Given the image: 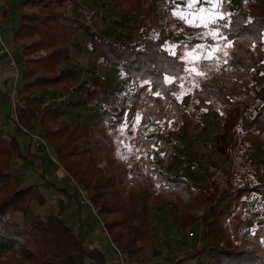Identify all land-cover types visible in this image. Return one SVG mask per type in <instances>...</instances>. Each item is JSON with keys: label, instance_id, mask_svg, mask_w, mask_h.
<instances>
[{"label": "trees", "instance_id": "trees-1", "mask_svg": "<svg viewBox=\"0 0 264 264\" xmlns=\"http://www.w3.org/2000/svg\"><path fill=\"white\" fill-rule=\"evenodd\" d=\"M147 2L90 0V9L80 0H19L12 6L15 10L0 8L1 34L17 23L7 47L13 44L19 49L17 63L24 65L17 75L14 108L8 102L7 118L14 122L15 134L0 127V258L6 260L0 264L106 263L101 247L87 239L89 227L79 223L72 229L62 216L69 202L78 205L76 187L87 193L105 238L131 264H148L160 256L155 249L160 241L155 218L166 206L178 229L198 227L192 251L169 259L170 264L185 260L264 264V156L254 155L248 139V134H255L264 150V16L259 15L264 0L240 4L230 0L225 5L234 23L221 31L232 47L226 49L227 57L217 53L218 66L203 62L213 69L205 77H190L183 71L182 57L201 43L205 48L216 44L211 38L203 41L187 34L174 44V57L165 50L172 43L173 32L168 29L148 26L135 35L122 32L139 9L146 15ZM149 2V18L168 22L173 0L167 5L163 0ZM16 11H21L17 18ZM81 31L87 36L84 46L93 55V68L119 70V82L109 84L107 73L98 72L82 78L86 68L96 69L70 65L75 55L83 53V45L74 39ZM224 43L220 41L221 48ZM166 76L175 82L165 83ZM185 90L188 107L182 102L185 95L176 98ZM73 92L79 97L66 105L81 106L86 115L82 124H69L59 106L62 97ZM9 95L0 97L9 100ZM187 112L201 126L211 114L220 123V135L228 142L224 156L229 158L220 179L208 173L203 179L191 178L182 169L175 170L179 142L172 135L180 136ZM147 125L153 127L151 132L144 129ZM31 135L45 138L74 193H66L67 202L57 200L43 216L19 223L16 214L25 216L47 202L36 184L22 185L9 174L14 158L23 159L26 166L30 160L32 169L37 166L35 157L43 166L44 155L35 149ZM20 136L27 140L25 150ZM123 142L137 157L132 167L119 154ZM76 144L82 148L74 150ZM186 149L195 150L189 145ZM61 191L65 194V189ZM202 206L206 207L201 216H189Z\"/></svg>", "mask_w": 264, "mask_h": 264}, {"label": "rangeland", "instance_id": "rangeland-1", "mask_svg": "<svg viewBox=\"0 0 264 264\" xmlns=\"http://www.w3.org/2000/svg\"><path fill=\"white\" fill-rule=\"evenodd\" d=\"M83 5H85L87 8L91 9L90 0H80ZM105 1V0H103ZM164 4L167 5L169 0H163ZM232 2L236 4H240L244 2V0H231ZM19 0H9L8 3L0 2V8H4V6L11 7L17 5ZM109 2V1H108ZM183 0H173V6L172 10L174 11L177 4H182ZM103 3V2H102ZM151 5V2H147V9H146V15H142L141 11L138 10V13L136 17H134L131 22L128 24L127 27L122 29V32L127 34L135 35L138 30H140L142 27L147 29L148 26H150L151 29L154 28H165L168 29V31L173 32L170 36V40L172 41L171 45H174L175 43L181 41L183 37H185L187 34H191L197 39L200 40H206L210 39L208 36H203L202 33L206 32V29L203 28H193L186 26L182 21L178 20L172 15V12L170 14V19L165 24H161L158 22H154L149 18V14L151 13V10H149V6ZM104 6V5H103ZM14 7H12L13 9ZM104 12H108L109 10L107 8H104ZM15 10V8H14ZM21 14V11H16L15 16L16 18L19 17ZM260 16H264V11L259 13ZM114 17L111 18V20L108 21L110 25H113L114 23ZM16 24L14 23L11 30L9 31H3L1 34V38L3 40V43L5 45H10L9 39L11 38V33L14 29H16ZM3 25V22L1 23V26ZM100 25H98L99 28ZM75 41L83 45V53L81 55H75L73 57V60L70 65L78 64L83 65L82 67L90 68V69H96V71L99 74H105L107 73V81L109 84H116L119 82L121 73L117 69H110L108 71H105L102 67L96 66L93 68V55L87 50V48L84 46V43L87 41L86 34L81 31L74 37ZM199 46H203L204 52L207 51V48H205L204 43H201ZM196 47V46H195ZM195 47L191 50L193 51ZM13 50H15L17 53L20 52L18 48H15L13 44H11V47ZM41 55H45L44 51L38 52ZM201 55H203V52H201ZM6 66V65H5ZM23 63H18V72L20 73L23 70ZM7 68V67H6ZM83 68V69H84ZM8 69V68H7ZM10 70V69H9ZM87 70V68L85 69ZM3 73L0 72V74ZM5 80H8L5 82ZM16 85V84H15ZM14 86V71L11 70L4 73L3 75H0V95L5 96L6 93L9 94L11 89ZM187 90V89H186ZM185 90V96L183 97V104L185 106H189V96L187 95V92ZM53 90L49 91L48 94H52ZM70 95V96H69ZM69 95H64L62 97L63 102L59 103V106H61V110L64 113L63 119H65L69 124L76 125V124H82L86 118L84 116L83 111L81 110V106L75 107L70 104L66 105L68 101H75L76 97H79L76 93H69ZM83 97V96H81ZM6 98V97H5ZM50 98V97H48ZM11 106L14 108L15 102L17 101L16 93L15 97L13 99V102L11 100V96L9 95V100H7ZM78 111L81 112L78 114ZM10 113V110L8 107L3 106L2 101L0 102V127L5 129L8 135L15 134V124L12 121L11 118H7V115ZM90 113H93L90 111ZM153 129L152 126L147 125V128L145 129L147 132H151ZM131 130L128 132V134H131ZM118 134H120L118 132ZM156 134H150V137H154ZM20 144L27 142V140L20 136L18 137ZM172 139L178 140L179 147L177 148L179 158L177 160V165L175 170L178 172L180 169H182L184 172V175L186 177L191 178H199L203 179L206 177V173L212 174L213 176L220 179L221 177V171L222 169H225L229 164V158L224 156L225 153V145L228 143L227 141L224 142L222 136L220 135V123L217 120L216 115H210L206 118L205 124L203 126L199 125L195 120L190 116L189 112H187L184 116V125L182 127V131L180 136H176L175 134L172 135ZM249 142L252 144L253 147V153L257 158L263 159L264 156V150L261 149L259 146V140L255 136V134H248ZM192 146L195 150L191 151L189 149H186V146ZM82 146L80 144H76L73 149L79 150ZM121 148L119 149V154L122 156L124 161L129 165V167L133 166V162L136 161V156H134L133 148L127 143L123 142L121 143ZM215 151V152H214ZM49 154L43 156V166H41V160L37 163V166L31 169V166H29L30 160L28 162V166L24 165L23 159L20 158H14L13 163L15 165L11 170L9 171V174L12 176H15L19 179L22 185L28 184V183H34L38 187V191L40 194H42L44 197L47 198V202L44 206L36 208L34 207L32 209V212L27 213L25 216H21V214H16L14 217V220L19 223H28L33 220L34 216H43L45 213L50 212L57 200L59 198H62L64 202H67V198L65 197L66 194H64L61 190L65 189L68 194L74 193V185L73 183L67 178V176L63 173L61 168L58 166L54 151L50 148ZM53 163H55L59 169L57 171L51 172L49 160ZM34 161V159H32ZM195 163L194 166H191V162ZM179 166V167H178ZM44 171V174H42ZM174 171V172H176ZM190 173V174H189ZM61 175V176H60ZM49 181L55 186L52 187L51 185L46 184V182ZM197 186V185H196ZM151 205V204H150ZM206 206H202L199 208L192 209L189 212V216L195 215V217H199L202 215L203 211L205 210ZM169 207L166 206L159 210L156 214L155 218V225L158 230V234L160 236V241L156 245L155 249L160 252V256L157 258H150L149 256V263L148 264H170L169 259H172L173 257L180 259L181 257H184L186 252L190 253L192 249L194 248L195 244H197V235L198 233L195 231L198 227L194 224H191L188 226V228L185 230L178 229V226L174 224L173 218L169 216L168 212ZM92 211L87 208L83 209V215L87 214L88 219L85 220V224L93 226L94 224L98 225V220L94 218V214L91 213ZM90 219V220H89ZM69 226L72 229H75L74 225L72 223H69ZM188 232H193V235L187 236L182 235V233L187 234ZM180 235L181 239L178 241L175 238V235ZM222 246H224V243H222ZM151 249L147 250V253L150 254ZM168 258V260H166ZM6 260L4 258H0V263L5 262ZM179 264H196L195 260H185L182 262H179Z\"/></svg>", "mask_w": 264, "mask_h": 264}, {"label": "snow or ice", "instance_id": "snow-or-ice-1", "mask_svg": "<svg viewBox=\"0 0 264 264\" xmlns=\"http://www.w3.org/2000/svg\"><path fill=\"white\" fill-rule=\"evenodd\" d=\"M230 0H183L182 4H177L172 15L178 20L182 21L186 26L193 28H203L207 31L202 33L203 36H208L216 41V44L210 45L207 51L204 52L203 46L197 45L193 51H188L183 54V62L185 67L183 71L187 72L190 77L198 76L205 77L208 72L213 69L203 62H215L218 66L220 63V56L217 53H223L227 57V48L232 47V41L225 35L221 29L231 28L234 21L231 19L232 14L225 9V5ZM247 3V0H245ZM220 41H224V47H220ZM176 45H171L165 50L172 56H176ZM203 52V55H201ZM227 62L226 60L224 61ZM203 63V67L201 64ZM180 79H183L182 77ZM164 82L173 84L175 81L172 77L166 76ZM147 84L148 81H145ZM183 89V84L180 85ZM199 87V83L195 85ZM157 96L159 92L155 93ZM185 94V91L176 97L180 99ZM140 117L137 116L136 121L139 122Z\"/></svg>", "mask_w": 264, "mask_h": 264}, {"label": "crops", "instance_id": "crops-1", "mask_svg": "<svg viewBox=\"0 0 264 264\" xmlns=\"http://www.w3.org/2000/svg\"><path fill=\"white\" fill-rule=\"evenodd\" d=\"M9 43H10V39H9ZM6 46H8V45H6ZM2 71H3V73H1L0 75H3L4 73H6L8 71L11 72V70L7 69L5 66V57L0 55V72H2ZM1 101L3 103V106H6L9 108V103L7 101V98L0 97V102ZM146 128H147V126L144 127V129H146ZM21 146L25 150V144L21 143ZM39 161H40V159H37L34 157V163L36 165ZM48 163L50 165L51 172L57 171V169H59V167L55 163H53L51 161V159L49 160ZM42 167H44V166H42ZM66 193H67V191L65 190V194ZM59 199L62 200V198H59ZM67 200H68V198H67ZM83 209H87V208L77 205L76 202H73L71 204L69 202V205L66 208V210L62 213V216L66 219L68 224L72 223V225H74V227H76L79 223L80 224L82 223L84 227H89V230H90L89 233H91V234H90V236L87 237V239H90L89 241H92V242L94 241V243L96 245H98L99 247H101V249L104 251L105 256H106V263L105 264H118L117 260L115 259V255H114V252H115L114 247L105 238V233L102 229L101 223L98 221V225L94 224L93 226L85 224V220L88 219V216H86L87 214L83 215ZM92 214H94V213H92ZM94 218L97 219L95 214H94Z\"/></svg>", "mask_w": 264, "mask_h": 264}, {"label": "built area", "instance_id": "built-area-1", "mask_svg": "<svg viewBox=\"0 0 264 264\" xmlns=\"http://www.w3.org/2000/svg\"><path fill=\"white\" fill-rule=\"evenodd\" d=\"M1 21L2 20H1V14H0V26H1ZM0 35H1V27H0ZM0 55L5 57L6 67L8 69L14 71V86L10 91L11 100L13 102V99H14L15 93H16L15 84H16L17 75H18V63L17 62H18L19 56L17 55V52L15 50L7 47L2 42L1 38H0ZM97 75H98V73L96 70L95 71H89L87 69V70H83L81 72V77L85 78V79H90V78H93ZM31 138L33 139L34 147L38 153H40L41 155H44V156L50 155L49 154V147H48V145L45 141V138L43 136L31 135ZM76 192H77L76 196H77L78 205L81 207L89 208L92 211V213H94V208L89 201L87 193L79 187H76ZM182 235L191 236L192 233L191 232H188L187 234L182 233ZM175 238L178 241H180L181 236L178 234L177 236L175 235ZM114 250H115V252H114L115 259L117 260L118 264H131L124 258V256L122 255V253L119 250H117L116 248H114Z\"/></svg>", "mask_w": 264, "mask_h": 264}]
</instances>
